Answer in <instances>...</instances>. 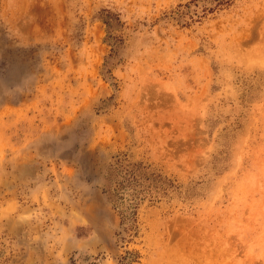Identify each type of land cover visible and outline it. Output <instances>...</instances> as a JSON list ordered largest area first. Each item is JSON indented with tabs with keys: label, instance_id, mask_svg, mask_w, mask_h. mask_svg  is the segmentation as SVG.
I'll return each mask as SVG.
<instances>
[{
	"label": "rangeland",
	"instance_id": "rangeland-1",
	"mask_svg": "<svg viewBox=\"0 0 264 264\" xmlns=\"http://www.w3.org/2000/svg\"><path fill=\"white\" fill-rule=\"evenodd\" d=\"M0 0V264H264V0ZM118 160L173 182L122 232Z\"/></svg>",
	"mask_w": 264,
	"mask_h": 264
},
{
	"label": "trees",
	"instance_id": "trees-1",
	"mask_svg": "<svg viewBox=\"0 0 264 264\" xmlns=\"http://www.w3.org/2000/svg\"><path fill=\"white\" fill-rule=\"evenodd\" d=\"M208 4L203 11L211 13L215 9L229 6L233 0H190ZM102 194L118 216L122 232L133 234L137 205L147 199L153 202L160 197H168L176 187L173 182L139 162L130 163L118 160L108 168L104 175ZM155 198V200H154Z\"/></svg>",
	"mask_w": 264,
	"mask_h": 264
}]
</instances>
